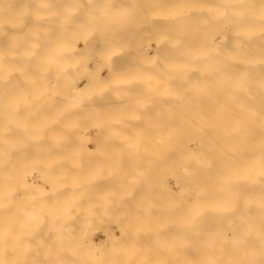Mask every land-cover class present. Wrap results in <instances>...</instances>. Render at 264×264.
Returning a JSON list of instances; mask_svg holds the SVG:
<instances>
[{
	"label": "bare ground",
	"instance_id": "1",
	"mask_svg": "<svg viewBox=\"0 0 264 264\" xmlns=\"http://www.w3.org/2000/svg\"><path fill=\"white\" fill-rule=\"evenodd\" d=\"M159 1L161 4L163 2V5L156 0H0V223L2 221L4 222V233L1 232L3 233L2 236L0 233V264H16V261L20 259L23 260L21 255H19L21 256L20 258L16 256H7L5 246L8 243L6 239V236H8L6 234L8 233L6 232L8 222L6 220L9 219V216L13 218H10V222H12L11 227H13L12 237L9 235L12 239L10 243L13 245L11 250L12 255L17 254L21 248L25 250L24 245H20L21 248L17 250V246L22 244L23 241L26 240L24 244L27 246L29 240H34L32 242L35 244L31 241H29V243L35 246V241L38 239L41 241V238H43L46 239L41 241L43 243L39 242V240L37 241L39 246L44 243L47 244L43 249H55V247H49L48 245H54L56 248H59L56 243L59 241L58 244L61 245V248L59 250H53L52 253H58L60 251L59 255H61V252L64 253L65 251L66 253H71L70 255L75 258L68 255V258L65 256V259H63V254L60 257L56 254L54 257H56V259L59 257L57 259L59 264H86L87 253L85 257L82 255L84 252L82 253L81 250H78V247H75L82 242L77 245L79 240L75 241L76 238L74 237L76 234H78V236L80 234L81 236L83 233V223L81 224L83 230L77 227L82 233L78 230L79 233L75 232L74 234L69 231L72 230L73 227L68 225L74 217L72 216L73 214L75 215L76 213L77 215L83 212L81 213L84 214L83 216L87 215L85 218H90L91 220L88 222L86 221L87 219H85L84 224L86 229H88V225L92 221L98 223V221L92 220L96 216H93L96 212L98 216L104 212L108 215L113 212H119L117 214H121L120 212H124V214L130 212L131 214L137 213V215H139L137 216L138 218L140 217L138 213L148 211L154 212L155 214V211L143 208L144 206L146 207V205H156L157 208L158 206H162L159 207L158 210H160V208H165V210H163L164 214L168 213V216H173L172 220H170L171 225L168 222L169 227L165 225V227L161 228L159 224L156 227H160L161 230L164 231L163 233L159 229L160 232L157 231L162 234L161 238L163 245L165 243V246L168 245L169 248L173 245L174 248L168 250L167 246L164 247L162 244L159 245L158 233L155 237L158 236L156 240H158L159 243L158 241L156 243H158L159 248L163 247L165 249L161 250L162 248H160V250L152 251L146 249L147 252L156 253L160 251L162 255L164 254L163 257L159 256V259H162V262H159L160 264H264V0ZM156 3L158 11H154L158 12V14H156L154 19L151 15L154 13L150 14L149 12H152L151 10L156 6ZM162 9L164 11H162ZM47 10L50 11L48 12ZM146 12L152 17L145 21ZM31 22H33L34 25H30L29 23ZM58 26L59 29H57ZM146 29L154 33L152 38H148V42L149 39H151L149 43H146L148 44L147 46L142 43L144 40L142 42L140 41L149 33L145 32ZM71 31L73 33L76 32L74 35L75 37L73 34L72 37H74V39L77 37V41L73 38L71 39V36L68 37ZM214 32L215 34H213ZM216 34H218V37L215 40L212 37ZM132 36L139 37L138 40L135 38V41L137 40V45L140 41L142 46L143 44L146 46V48L143 47V50L147 51L149 54L148 58L145 56L147 54H144L146 52L139 49L143 52L141 53L143 56L142 60L147 64V75L149 77L146 81L149 86L148 92L140 89L139 93L146 92L148 96H131L130 93L133 94V91L124 89V86V90H121L122 92L120 89L113 88L112 86L111 92L105 90L111 96H93L106 94L103 90H98L96 86L99 83L107 84V80L113 77L115 65L113 67L111 66L112 69L109 70V74L106 72V75L103 72L105 69L103 68L104 66L102 67L100 65L101 67L99 66V69H97L98 66L92 63L99 64V59L97 61V57L102 54V57L105 55L103 59H105L106 66L107 63L110 65V63H112L111 55L105 54L106 49L104 48H116L115 46H117V44L124 43L122 45L123 47H120L128 48L126 51L132 54L135 48L133 45H136L134 41L132 42L134 44L129 42L131 38H133ZM69 38L73 40L71 43L72 46L68 43ZM79 40L83 41L85 45L79 46L77 44ZM151 41L155 42V46H152ZM144 42H146V40ZM138 46L136 48H138ZM140 48L142 47L140 46ZM165 48H168V50ZM139 50L137 51L139 52ZM110 51H108V53H110ZM177 51L181 53L178 52L177 54ZM134 52L135 55L136 53L138 54L136 50ZM165 52L167 54H164ZM118 53H121V51ZM128 55L126 54V57ZM135 55L133 57H136ZM120 56L121 55H119V57ZM167 57L169 59L168 62L172 59L174 64H165ZM132 60L133 59L130 60L129 58L128 60L126 59L125 65L122 67L124 73L125 71H133V69L139 70L142 67V65L141 67L135 66ZM183 61H188L185 63L186 66L184 65L185 67L188 66V71L186 68H184L186 69L185 72L184 70L179 71V69L184 67ZM94 66L97 67L95 68ZM118 68H120V66L117 67V69ZM144 68L146 69L145 65ZM151 69H154V73L152 74ZM118 70L121 71L120 69ZM118 70L116 72H119ZM136 70H134L133 73L136 72ZM160 74H163V78L166 81L169 80V82L166 83L164 79L161 80L162 77H160ZM72 75L74 77H72ZM109 81L113 82V80ZM162 83H164L166 87ZM124 84L126 83L124 82ZM162 86L164 87L162 88ZM121 93L123 95H121ZM86 94L90 95L88 100H85L88 102L82 101V96ZM171 94L177 96H171ZM145 99L152 100L153 106L149 104L152 109L154 108V111L152 110L153 112H150V114L148 111L147 112L148 115L154 116L155 119L152 118L153 121L149 120L146 122V120H148L147 118L151 117L146 114L147 112H143L144 115H141L137 122H131L129 117L131 118L132 116V118H136L139 116L138 113L137 115L133 114V112H135L134 107L137 106L136 102L139 101L140 103V101L142 102V100ZM95 100H103L104 104V101L107 100L109 106H112L114 104L113 101H115V105H113L114 108L110 106L107 114L117 119L116 124L113 123L115 120L110 123L107 122L110 118L106 116V113L105 115L103 114V116L107 117V120L105 117V120L104 118L99 120H104L106 122L97 123L95 121V109L97 104ZM165 100H168V103H170L169 101L171 100L173 102L171 101L172 103L168 104L166 101L167 105L165 102L163 103ZM182 100H184V102L192 100L193 103H190L192 106L194 102H197L196 100H201L202 102L206 100L204 108H201L204 112L199 111L200 109L198 106H200V104L197 105L198 109L196 106L192 108L194 109L195 107V110H198L199 114L196 113L197 111H193L189 108L190 104H186L187 107H182L181 105L184 103ZM76 101L77 103L73 104ZM79 101H82L84 105L81 108L80 106L74 107ZM201 101H199V103H201ZM208 101L211 102L207 103ZM100 104L102 103H98V105ZM142 104L143 103H141V106ZM169 105H172L173 108L171 106L169 107ZM176 105L179 107L177 108ZM163 107L166 109L165 112L161 110ZM184 107L185 109H183ZM111 108H113V111ZM80 109L82 112H80ZM172 109L173 111H171ZM188 109L190 113L186 112ZM204 109L207 110L205 111ZM80 116H88L89 119H93L91 126H96L93 128L94 135L88 134L87 131H84V133L82 131L81 134L79 131L80 133H78V135L83 137L84 140H87L85 141L86 143H95L98 138H103L105 136L101 137L99 133L108 130L117 134L113 136L112 133L109 134L112 136V138L110 137L109 139L114 141V143L117 140V143L121 140V142L123 141L122 144L118 145L115 143L112 147L106 144L104 145L102 142H100V144L102 143L103 145L81 144V140H75L74 137H72V135H76L77 133L68 135L65 129V125H67L68 128V124L73 123V121L75 123L76 119ZM161 116H167L168 119L163 118L160 120ZM88 117L86 118V122ZM200 117L204 119H198ZM65 118H67V120ZM72 118L75 119L72 120ZM140 118L144 119L145 122ZM179 118H183V120ZM97 119H99V117ZM86 122L83 123L82 126H88ZM76 124H78V122ZM116 125L120 127V130L113 128ZM143 125H145V127H143ZM167 125V128H161V126L164 127ZM107 126H110L109 129H106L108 128ZM127 126L130 127L128 128ZM131 126L134 127L131 128ZM68 130L69 132L70 130L72 131L70 128ZM120 131L123 136L120 135L121 137L118 138V133ZM149 133L153 135L149 136ZM106 141H108V139H106ZM83 147H98L101 149H110L114 147L120 149L121 147V149L137 151V153L135 152V155L133 153L132 156H130L131 153L129 150L126 151L130 155L124 153L125 160L118 161L115 165L124 164V167L126 166L125 168L123 167L124 170L127 168V165H137V167H141L138 169H142V173L145 171L149 175L151 174L152 178L151 180L149 177L147 180L144 178L143 180H145V183L140 180L141 182L138 183L137 186L141 190L135 192L133 188H131L132 190L124 192L125 194L121 193V195L124 194V196H127L129 199L135 194L136 197H143L147 195V192H151L145 191L147 187L149 190L150 186H152V192L155 194L152 195L155 197L157 194V198L153 197L152 199H155L154 201L145 202L140 200L136 201L139 203H136L134 202L135 200L130 202L127 198H125L126 200L122 199L124 197L122 195V200L113 199L112 201V199H110L112 193L106 195L104 192L106 197L109 196L110 201L105 200L104 197L102 200L105 202H100V204L99 201L102 200L96 202L103 194L100 195L99 193L104 191V188L108 189L106 191H109V189H111L110 191L113 189L114 191L116 189L118 191V188L123 185L122 183L126 178L122 177L124 173L122 171L123 169H121L122 166L120 167L123 172L120 174L122 175L121 177L117 176L121 171L118 173L114 170L111 171L112 168L116 167L109 169V174H104L103 171L100 177L83 178L78 176L79 174L81 175V170L76 168H79V166L83 164H87L88 166L89 160L87 159H92L94 156L95 158L101 159L103 156L100 153L102 156L96 157L95 153L97 152H89L87 148L86 152L88 153L84 156L85 160L82 161L79 159L80 156L77 160L73 159L75 161L70 159L75 149ZM75 153H77V151H75ZM103 153H105V151ZM73 156L76 157V154L73 153ZM104 156L106 157L105 154ZM180 156L181 161L179 163V159L177 160V158ZM135 157L138 159H134ZM104 159L106 158L103 157L101 163L104 162ZM110 159L108 160L110 161ZM129 159L134 160L131 161ZM175 159L178 161L177 163H179V165L176 164ZM93 161H96V159ZM107 162L105 161L104 163ZM92 163L91 160L89 164L92 166L94 165V163ZM95 163H97V161ZM21 165L22 169L19 171L20 169H18V166L20 167ZM72 165L73 167H71ZM52 166L55 167L53 170L50 169ZM87 166L85 167L89 170ZM116 166L118 167V165ZM92 167L100 168V166L97 167V165ZM25 168L29 173L26 179L23 176ZM83 170L85 169L83 168ZM94 171L92 170L93 173ZM105 171H107L106 168ZM126 171L128 172V169ZM82 173L84 172L82 171ZM169 173L172 174L170 175ZM127 174L128 173L125 175L127 176ZM159 174L162 176L160 177ZM168 174V177L172 176L171 180L174 179L173 182L170 178L167 180L163 177V175L167 176ZM154 175H156V178L160 181L162 178L166 179V181L164 183H161L163 182L161 181V185H159L158 179L154 180ZM135 176L138 177L137 175ZM81 181L83 183L85 182V184H82ZM153 181H156L158 183L156 184L157 187L160 186L162 190L158 187L156 192V188H153L156 182L153 183ZM142 182L144 185H142ZM50 184L51 187L56 186L52 190L51 196H54V198L62 196L61 199L58 198L57 200L56 198L54 201L48 200L50 194L46 191H48L47 186H50ZM125 184L128 185L131 183L127 182ZM116 186H118V188H115ZM128 186L131 187V185ZM125 187L126 186H124V188ZM34 188L40 191L46 190L45 192H40V194L35 195L33 192ZM120 191H115L114 195L116 196V194H118L119 196ZM97 195L99 197L95 199ZM114 195H112L113 197L111 198H120L117 196L114 197ZM85 196H90L91 199H89L90 197H86L87 199H85ZM149 197L151 198V196H147L146 199H150ZM81 198L85 199V201L83 202ZM98 204L106 207H104L105 209L99 208L101 211L99 214V209H95L97 207L95 205ZM195 204H198V206L201 205L200 208H197V206V209H192ZM111 206H114L115 209H111ZM116 206H119V209L116 208ZM120 206L124 207L120 209ZM126 206H136L137 208H125ZM139 206L141 207L139 208ZM151 208L153 209L154 207ZM157 208L155 209L157 210ZM65 212L75 213L71 215V218L66 216V219L64 216ZM90 212L94 213L91 214ZM18 213H21V215H18ZM33 213L42 215L40 222L37 218H34L37 220L36 225L31 222L34 220L31 215ZM60 213L64 215H59ZM162 213H159L157 216L160 217ZM70 214L67 215L70 216ZM107 214L104 216L106 219H108ZM88 215H91L93 218L91 219V216L89 217ZM133 215L134 214L130 215V217ZM145 215L141 217L143 218ZM155 215L153 216L155 217ZM78 217H80V215H77V218ZM137 217L130 218V220H133L129 222L126 221V223L123 222V224H120L117 222L116 224H118V228L123 233H125L124 231H132V229H136L134 227L135 224H137L136 222L141 219ZM154 217L149 216L148 218L153 219ZM159 217H157V219ZM20 218H22V220H20ZM59 218L60 220H58ZM63 218L66 220L64 224L62 223L63 220L60 222ZM121 218L122 217L119 219ZM152 219L146 220H149L148 223H152L153 225L154 222H150ZM18 220H20V222L25 221L26 225L33 223L35 227L31 224L32 227L29 225V228L27 225V230L24 231L23 228H25V224L20 223L21 225L19 224L18 226H22L23 228L20 227L21 232L19 231L20 234H17L18 232L16 231H18L17 229L19 228L17 226L19 223ZM27 220H30L29 222L31 223H26ZM102 220L104 222V219ZM115 220L117 219L115 218ZM146 220H143L144 223H146ZM83 221L84 219L81 222ZM153 221H156V219ZM103 222H101L102 224L98 231H100V233L102 232L105 237L97 238L98 241H94L98 231H93V240H91L92 242L90 241L92 244L96 243L94 253L100 255V258L107 256L106 253L104 254L105 251L100 249L98 245L103 244L101 242L107 239L111 238V240H113L115 238L114 228L107 227L109 223L105 224L107 226H103ZM166 222L167 221H165V224H167ZM66 223L68 224L66 225ZM86 223H88V225H86ZM97 223L94 225L96 226ZM77 224L79 223L77 222ZM42 225H44L45 228L44 226L42 227ZM142 225L143 223L141 222L140 227H142ZM98 226L99 223L96 227ZM50 228L54 229V232L56 231L52 234L51 238L54 240L55 237H59L58 241H52L51 239V243L53 242V244H48L50 242H48L46 237L47 235L50 236L52 233ZM65 229H67L66 232ZM40 230L44 231L45 235L43 232L40 233ZM73 231L74 230H72V232ZM131 231L129 232L133 234V238H140L142 240V238L144 239L146 236V238H149V244H151L150 240L152 239L151 237H153V227L152 231H144V234L139 231L140 234L137 230L136 232L133 230L134 233ZM56 233L59 234V236H56ZM36 234H38L39 237ZM40 234H43L45 238L42 237L43 235L40 237ZM62 234H64V236L66 234V236L64 237ZM68 234L74 237L75 240L70 235V238L76 242L75 245L74 242L71 241L72 239L70 240ZM90 234L92 235V232ZM125 234H127V232ZM125 234L122 235L125 236ZM18 235L19 237H17ZM34 236H36L35 239ZM1 237L3 238L1 239ZM126 237H129V235ZM130 239L129 237V240ZM145 240L146 239L141 241V243L145 242ZM152 240L155 239L153 238ZM134 241H136V239H134ZM129 242L131 245H135L133 242V244L131 241H128V243ZM128 243L127 245L129 246ZM156 243L153 242L154 245H156ZM32 244L28 245L27 248L29 246L32 247ZM127 245H124V247L122 246V248H124L122 250L124 253L129 251L132 253L137 252L136 247L134 248L136 250H131ZM73 247L76 250H74ZM27 248L26 250L29 249ZM34 248L38 249V246L36 245ZM34 248L28 250V252L31 253H29V258L26 257L27 254L26 256L23 254L24 257L28 258L25 259L32 263L33 260L34 262L36 260V257H32ZM151 248L152 247H150V249ZM43 249L41 247V251H43V253L46 252V250ZM107 249L108 252L111 249L109 252L110 254L114 252L112 248L109 249L108 247ZM39 250L40 249H38V252ZM86 250L87 249H85V252ZM47 251L49 252V250ZM74 251H76L77 255ZM117 251L115 249L116 253ZM22 252L24 251L21 250V254ZM43 253H41V255H43ZM66 253H64V255H67ZM79 253L81 256H78ZM115 254L112 255L115 257ZM145 254L147 255V253ZM36 255L39 254L36 253ZM47 255L45 254V256ZM52 255L48 256H51L50 259L48 258L49 261L54 258ZM146 255L145 257H147ZM82 256H84V258ZM38 257L43 258V256L40 255ZM116 257L109 259V261L111 262L112 259L116 261ZM148 257L150 258L151 256ZM97 258L99 257H96V259ZM142 258L136 259L140 260L137 263L146 264L148 260L141 263ZM156 258L157 257L154 259ZM60 259L64 260L63 263ZM143 259L146 260L145 258ZM37 260L40 261L39 259ZM45 260L48 261L46 257ZM168 260H170V262ZM38 261L36 262L37 264H43ZM51 262L54 263L56 261L54 260V262ZM51 262H46V264H50ZM57 262L55 264H57ZM121 262L123 261L121 260ZM98 263L101 264L100 262ZM105 263L106 261L103 264Z\"/></svg>",
	"mask_w": 264,
	"mask_h": 264
},
{
	"label": "rangeland",
	"instance_id": "2",
	"mask_svg": "<svg viewBox=\"0 0 264 264\" xmlns=\"http://www.w3.org/2000/svg\"><path fill=\"white\" fill-rule=\"evenodd\" d=\"M103 1H104V0H103ZM156 1L160 3L159 0H156ZM162 1H163V0H162ZM160 4H161V3H160ZM161 5H163V2H162ZM131 8H132V7H131ZM129 9H130V8H129ZM152 9H153V10H151L152 12H149V13H150V14H151V13H154V14H151V15H152V16L154 17V19H155L156 14H158V12H156V11H158V10H157V9H158V8H157V3H156V6L153 7ZM67 10H68V9H67ZM154 10H156V11H154ZM47 11L49 12L50 10H47ZM162 11H164V10L162 9ZM155 12H156V13H155ZM131 14H132V13H131ZM150 14H148V13L146 12V14H145V21H146V19H149L150 17H152ZM120 16H122V15H120ZM130 16H131V15H130ZM58 18H59V16H58ZM147 21H148V20H147ZM143 23H144V22H143ZM29 24H30V25H34L33 22H31V23H29ZM147 26H148V25H147ZM57 29H59V26L57 27ZM145 32L148 33L149 31H147V29H146ZM151 32H152V33H151ZM168 32H169V31H168ZM69 33H70V32H69ZM150 33H151V34H150ZM172 33H173V32H172ZM172 33H171V34H172ZM72 34H73V36H74V35L76 34V32L73 33V32L71 31V33H70V35H68V37L71 36V39H72V38L74 39L75 36L72 37ZM213 34H215V32H214ZM141 35H142V34H141ZM148 35H149V36H148ZM153 35H154L153 31H150V32L146 35V37H144V36L142 35V36L144 37V39L141 38L142 40H140V41L142 42L143 40H144V41L146 40V42L143 41L142 43H144V44L147 46L148 44H146V43H149V42H150V39L152 38ZM168 35H169V34H168ZM77 36H78V34H77ZM142 36H140V37H142ZM155 36L157 37V34H156V33H155ZM162 36H163V35H162ZM212 36H213V35H212ZM214 36H215V37H214ZM214 36H213L212 38L216 40L217 37H218V34H216V35H214ZM78 37H79V36H78ZM132 37H133V36H132ZM149 37H151V38L149 39V42H148V38H149ZM170 37H171V36H170ZM135 38L138 40L139 37H138V36H137V37L134 36L133 38H131V41H129V42L132 43V42L134 41V43H135V42L137 41V40L135 41ZM145 38H146V39H145ZM71 39H70V38L68 39V41H69L68 43H69L70 45H71V43H72V41H73V40H71ZM74 40L77 41V37H76V39H74ZM140 41L138 42V45H139V46L137 45V42H136V45L138 46V48H136V47H137L136 45H133V46H135V48H136V49L134 48V51L136 50V52H138L137 50H139V49L142 50V51H145V50H143V47L146 48V46H145L144 44H143V46H142V43H141ZM73 43H74V42H73ZM120 43H121V42H120ZM134 43H132V44H134ZM151 43H152V46H153V45L155 46V42H154V41H153V42L151 41ZM74 44H75V43H74ZM77 44H78L79 46H80V45H81V46L85 45V43H84L83 41H81V40H79V42H78ZM123 44H124V43H123ZM123 44H117L118 48H117V46H115L116 48H112V49H111V48H104V49H106V50H105V54H109V55H111L112 63H110V65L107 63V66H106L105 59H103L105 55H103V57H102V54H100V56L97 57V61H98V59H99V61H98L99 64H95L94 62L92 63V64L98 66L97 69H99V66H100V65H101L102 67L104 66L103 68H105V69L103 70V72H104L105 74H106V72H107V74H109V70L112 69V67L115 65V66H114V69H113V73H114V74L112 73V74H113V77H111V78H109V79L107 80V84L99 83V84H97L96 87H97L98 90H103L104 92H106V91H108V90H109V92H111V91H112L111 86H112L113 88L115 87V88L120 89V91H121V90H124V89H128V90L133 91V94L130 93L131 96H136V97H138V96H140V97H147L148 94H147L146 92H143V93L140 92V93H139V90H140V89H142V90H144V91H147V92H148V89H149V88H148L149 86L147 85V82H146V81L148 80V78H149L148 75H147V73H148V72H147V70H148V69H147V64H146V62H143V60H142V59H143V56L141 55V53H143V52H141V51L139 50L138 54H140V55H138L137 53H136V55H135V52L132 51V54H131L130 52H127V51H126L128 48H121V47H120V46H122ZM71 46H72V45H71ZM140 46H141L142 48H140ZM119 47H120V48H119ZM122 47H123V46H122ZM152 48H153V47H152ZM252 48H253V47H252ZM99 49H100V48H99ZM101 49H102V48H101ZM113 49H116V50H113ZM163 49H164V48H163ZM165 49L168 50V48H165ZM107 50H108V51L111 50L110 53H108ZM112 50H113V51H112ZM114 51H115V52H114ZM119 51H121V53H118ZM207 51H208V50H207ZM122 52H123V53H122ZM145 52H146V53H144V54H147V55H148V56H147V55H145V56L149 58V54L147 53V51H145ZM163 52H164V51H163ZM178 52H180V51H177V54H178ZM209 52H210V51H209ZM125 53H126L127 55H128V53H129V55H128L127 57H128L130 60L133 59L132 61L134 62L135 66H137V67H138V66L141 67V65H142V67L140 68L141 70H140V69H139V70L133 69V71L136 70L137 73H136V72L133 73L132 70H130V71H128V72L125 71L126 74L124 73V70L122 69V67L125 65V61H126V59L128 60V58L126 57V54H125ZM133 53H134V54H133ZM180 53H181V52H180ZM103 54H104V52H103ZM114 54H115V55H114ZM116 54H117V55H116ZM123 54H124V56H123ZM164 54H167V53L165 52ZM172 54H173V53H172ZM119 55H121V56L119 57ZM134 55H135L136 57H133ZM207 55H208V54H207ZM114 56H115V57H114ZM129 56H132V57H129ZM138 56H139V57H138ZM177 56H178V55H177ZM140 57H141V58H140ZM100 58H101V59H100ZM119 58H121V59H119ZM125 58H126V59H125ZM135 58H136V59H135ZM124 59H125V60H124ZM170 60H171V61L168 62L169 59H168V57H167V60H165V62H166L165 64L173 63V62H172V59H170ZM140 61H141V62H140ZM163 61H164V60H163ZM184 61H186V60H184ZM184 61H183V62H184ZM139 62H140V65H139ZM187 62H188V61H187ZM187 62H184L183 66H184L185 63H187ZM118 63H119V64H118ZM141 63H143V64L145 65L146 69L144 68V65L141 64ZM102 64H103V65H102ZM116 64H117V65H116ZM120 64H121V65H120ZM169 64H168V65H169ZM173 64H174V63H173ZM170 65H171V64H170ZM97 66H96V67H97ZM101 66H100V67H101ZM111 66H112V67H111ZM116 66H117V67L120 66V68H118V69H120L121 71H119V70L117 69ZM185 66H186V65H185ZM185 66H184L182 69H179V71H180V70H182V71L184 70V72H185L186 69H187V71H188V70H189L188 66H187V67H185ZM94 67H95V66H94ZM96 67H95V68H96ZM110 67H111V68H110ZM115 67H116V68H115ZM168 67H170V66H168ZM142 68H144V69H142ZM184 68H186V69H184ZM115 69H116V70H115ZM177 69H178V68H177ZM114 70H115V71H114ZM117 70H118L119 72H116ZM138 71H140V72H138ZM115 72H116V73H115ZM120 72H121V73H120ZM122 72H123V73H122ZM130 72H131L132 74H131ZM118 73H119V75H118ZM128 73H130V74H128ZM152 73H154V69H153V70L151 69V74H152ZM107 74H106V75H107ZM121 74H122V75H121ZM141 74H142V77H141ZM167 74H169V73H167ZM73 75H74V74H73ZM73 75H72V77H74ZM138 75H139V77H138ZM123 76H124V77H123ZM128 76H130V77H128ZM72 77H71V80H72ZM160 77H162L161 80L164 79V78H163V74H162V75L160 74ZM165 77H167V76H165ZM134 78H135V79H134ZM140 79H142V80H140ZM169 79H170V77H169ZM69 80H70V79H69ZM109 80H113V82H112V81H109ZM137 80H138V81H137ZM164 80H165V79H164ZM134 81H136V82H134ZM140 81H141V82H140ZM143 81H144V83H143ZM165 81H166V80H165ZM108 82H109V83H108ZM124 82H125L126 84H124ZM132 82H134V83H132ZM168 82H169V80L166 81V83H168ZM113 83H114V84H113ZM119 83H120V84H119ZM137 83H138V84H137ZM136 84H137V85H136ZM162 84H164V83H162ZM104 85H105V87H104ZM114 85H115V86H114ZM118 85H119V86H118ZM166 85H167V84H166ZM120 86H121V87H120ZM123 86H124V89H123ZM132 86H133V87H132ZM164 86H165V84H164ZM164 86H162V88H163ZM168 86H169V84H168ZM165 87H166V86H165ZM108 88H109V89H108ZM110 88H111V89H110ZM121 88H122V89H121ZM105 90H106V91H105ZM135 90H136L138 93H137ZM134 91H135V92H134ZM121 92H122V91H121ZM86 93H87V92H86ZM106 94H108V95H106ZM106 94H99V95H93V96H97V97H99V96L102 95L101 97H107V96L110 95L108 92H106ZM121 95H123V94L121 93ZM124 95H125V94H124ZM137 95H138V96H137ZM173 95H175V94H171V96H173ZM110 96H111V95H110ZM113 96H114V95H113ZM167 96H170V95H167ZM175 96H177V95H175ZM183 96H185V95H183ZM187 96H188V95H187ZM84 97H85V98H84ZM88 97H90V95H88V94L82 96V101L88 100ZM83 98H84V100H83ZM140 100H141V99H140ZM82 101H79L77 105H75V106L72 105V106H74V107H78V106H80V108H81V107L84 105ZM95 101L97 102V104H96V109H95V116H96V117H95V121H96L97 123H100V122L104 123V122H106V121H104L105 118H106V120H107V117H109L110 119H109V118H108V119H109L110 121L107 120V122L110 123L111 121L113 122V121L115 120L113 123L116 124L117 119L111 117L110 114H109V116H108V114H107L108 111H109L108 109H109L110 106H111V105H110V106L108 105L109 102H108L107 100H105V101H104L105 104H104V103H103V100H98V101L95 100ZM100 101H101V102H100ZM146 101H147L148 103H147ZM166 101H167V103H168V100L163 101V103H164V102L166 103ZM171 101H172V100H171ZM171 101H169L170 103H168V104H171V103L173 102V101H172V102H171ZM196 101H197V102H196V103L194 102L193 106H196V108H197V105L200 104L201 107L198 106V108L200 109L199 111L204 112V111L201 110V108H202V109L204 108V105L206 104V103H205L206 100H204V102H202L201 100H196ZM199 101H201V103H199ZM80 102H81V103H80ZM85 102H88V101H85ZM113 102H114L113 105H115V101H113ZM119 102H120V101H119ZM182 102H184V100H182ZM182 102H181V103H182ZM210 102H211V101H208L207 103H210ZM76 103H77V101L74 102L73 104H76ZM79 103H80V104H79ZM98 103H102V104L98 105ZM120 103H121V102H120ZM141 103H143L142 106H141ZM149 103L152 105V104H153L152 100H147V99H145V100H142V102L140 101V103H139V101H137V102H136L137 106L134 107V108H135V110H134L135 112H133V114H136V115H137V113H138L139 116L136 117L135 115H133V116L136 117V118H132V116H131V118L129 117L130 121H131V122H134V121L137 122V120H139V117H140L141 115H142V116L144 115L143 112L146 113V112L148 111L149 114H150V112L152 113V112L154 111V110H153L154 108L152 109V107L150 106ZM167 103H166V104H167ZM177 103H178V102H177ZM181 103H179V104H181ZM190 103H193L192 100H191V101H186V102H184L181 106H182V107H183V106L187 107L186 104L188 105V104H190ZM55 104H56V103H55ZM57 104H58V103H57ZM65 104H66V103H65ZM136 104H135V105H136ZM146 104H147V105H146ZM168 104H167V105H168ZM66 105H67V104H66ZM97 105H98V106H97ZM113 105H112L111 107L114 108ZM138 105H139V106H138ZM202 105H203V106H202ZM107 106H108V107H107ZM152 106H153V105H152ZM170 106L172 107V105H169V107H170ZM193 106L190 104V107H189V108H191V110L194 111L196 108L194 107V109H192ZM102 107H103V108H102ZM146 107H147L148 109H147ZM165 107H166V106H165ZM165 107H163V108L161 109V110H163L162 112H165V110H166ZM176 107L178 108L179 106L176 105ZM185 107H184L183 109H185ZM106 108H107V109H106ZM113 108H111L112 111H113ZM138 108H139V109H138ZM142 108H143V109H142ZM172 108H173V107H172ZM198 108H197V109H198ZM144 109H146V110H144ZM167 109H168V108H167ZM175 109H176V108H175ZM180 109H181V108H180ZM78 110H79V109H78ZM100 110H101L102 112H101ZM137 110H138V111H137ZM152 110H153V111H152ZM169 110H170V109H169ZM186 110H187V109H186ZM191 110H190V111H191ZM204 110H205V109H204ZM206 110H207V109H206ZM206 110H205V111H206ZM208 110H209V109H208ZM211 110L214 111L213 109H211ZM72 111H73V110H72ZM106 111H107V112H106ZM171 111H173V109H172ZM179 111H180V110H179ZM181 111H182V110H181ZM195 111H197L196 113H198V110H195ZM209 111H210V110H209ZM80 112H82L81 109H80ZM98 112H99V113H98ZM148 112L146 113L147 115H148ZM182 112L185 113L184 111H182ZM186 112L190 113V112H189V109H188V111H186ZM210 112H211V111H210ZM105 113H106V116H107V117L103 116V114L105 115ZM175 113H176V111H175ZM191 113H192V111H191ZM193 113H194V112H193ZM98 114H100V115H98ZM198 114H199V113H198ZM100 116H101V118H100ZM148 116H150V115H148ZM83 117H84V118H83ZM83 117L80 116L78 119H76L75 123H74V121H73V123L68 124V125L71 126V127L68 126V128H67V125H65L66 133H67L68 135H72V133H77L76 135H72V137H74L75 140H78V139H79V141L81 140L80 143L83 144V145H84V144H86V145H92V144H94V145H95V144H96V145H97V144H98V145H103V144H104V145H105V144H106L107 146L112 147V145H114L115 143H117L118 140L114 143V141H112L111 139H109L110 137L112 138V136H113L114 134H116V133H115V132L108 131V130H104L103 133H105V134H103V133H99V135H100L101 137L105 135V136H104L105 139H104V137H103V138H98V140H97L95 143H91V142L86 143L85 141H87V140H84L83 137H80V136L78 135V133L81 132V134H82V131H83V133H84V131H87L88 134L94 135L95 133H94L93 128L96 127V126H93V127L91 126V125H92V122H93V121H92L93 119H89V117L87 116L89 120L87 119V122H86V118H87V117H86V116H83ZM98 117H99V119H97ZM104 117H105V118H104ZM145 117H146V116H145ZM150 117H151V118H149V117L147 118V117H146V118L148 119V120L145 119L146 122L149 121V120L153 121L152 118L155 119L154 116H153V117L150 116ZM166 117H167V116H166ZM166 117H165V116H164V117L161 116V119H160V120H162L163 118L168 119V117H167V118H166ZM183 117L186 118L185 116H183ZM80 118H82V119H80ZM103 118H104V120H103L104 122H103V121H99L100 119H103ZM112 118H113V120H112ZM169 118H170V117H169ZM189 118H191V117H189ZM189 118H188V119H189ZM65 119L67 120V118H65ZM73 119H75V118H72V120H73ZM79 119H80V120H79ZM83 119H84V120H83ZM129 119H128V120H129ZM140 119H141V118H140ZM179 119H180V118H179ZM191 119H192V118H191ZM198 119H202V120H203L204 118H201V117H200V118H198ZM77 120H78V121H77ZM90 120H91V121H90ZM141 120H143V122H145L144 119H141ZM180 120H183V118L180 119ZM77 122H78V124H76ZM85 122H86V124L88 123V126H85V127H84V126H82V124L85 123ZM89 123H90V126H89ZM75 124H76V125H75ZM86 124H85V125H86ZM139 124H140V123H139ZM80 125H81V127H80ZM75 126H76V127H75ZM124 126H125V125H124ZM124 126H123V128H124ZM151 126H152V125H151ZM72 127H73V128H72ZM78 127H79V128H78ZM107 127H108V128H106V129H109L110 126H107ZM117 127H118V126L116 125V126L113 127V128H116V129L120 130V127H118V128H117ZM127 127L129 128L130 126H127ZM127 127H125V128H127ZM132 127H134V126H131V128H132ZM135 127H137V126H135ZM138 127H139V126H138ZM143 127H145V125H143ZM146 127H147V125H146ZM167 127H168V125H167V126H164V127L161 126V128H167ZM169 127H171V126H169ZM69 128L72 129V131L70 130V132H69V130H68ZM83 128H84V129H83ZM86 128H88V129H86ZM111 128H112V127H111ZM121 128H122V125H121ZM148 128H149V126H148ZM152 128H153V127H152ZM79 131H80V132H79ZM106 132H107V134H106ZM111 133H112V136L109 135V134H111ZM101 134H103V135H101ZM118 134H119V135H118V138L121 137V136H123V134H121V131H120ZM19 135H20V134H19ZM108 135H109V136H108ZM116 135H117V134H116ZM120 135H121V136H120ZM150 135L152 136L153 134H152V133H149V136H150ZM155 135H156V134H155ZM100 136H99V137H100ZM76 137H77V139H76ZM107 137H108V138H107ZM114 137H116V136H114ZM114 137H113V138H114ZM100 139H101V140H100ZM103 139H104V140H103ZM106 139H108V141H106ZM110 140H111V141H110ZM115 140H116V139H115ZM82 142H85V143H82ZM98 142H99V143H98ZM100 142H102L103 144H102V143L100 144ZM106 142H108V143H106ZM120 142H121V140H120ZM120 142H118L117 144H118V145H121L123 141H122L121 143H120ZM117 144H116V145H117ZM197 147H198V146H197ZM87 148H88V151H89V152H94V153L97 152V153H95V154H96V157H101V156L103 155L102 158L104 157V158L107 159V160L104 159L103 161H104V162H105V161H106V162L108 161V162H107V163H104V162L101 163V162H102V158H101V159H100V158H95V156H94L92 159H87V160H89V163H90V161L92 160V162L94 163V165H97V167L100 166V168H99V167H98V168H96V167H92V166H94V165L91 166L89 163H88V166H87V164H86V165L83 164V165H80L79 168H76V165L74 164V166H75L76 169L81 170V175L79 174L78 176L83 177V178H84V177H100V175L103 174V173H104V174H105V173L109 174V173H110V170H109V169H111L112 167H116V168H112L111 171L114 170V171H116V173H118V172L121 171V169H123L124 164H123V165L116 164V165H118V167H119V169H118V167L115 165V163L118 162V161L125 160V155H123L124 153H125L126 155H130V154H128V153L126 152V151H128L129 149H123V148L121 149V147H120V149H119V148L116 149L115 147H114V148H110V149H109V148H102L103 150H102L101 148H98V147H97V148H91V147H90V148H89V147H86V148H85V147H83V148L75 149V150L72 152V156H70V159H72V160H73V159H76V160H77L78 157L80 156L79 159H81L82 161L85 160V157H84V156H85L86 153H88V152H86V151H87ZM84 149H85V153H84ZM89 149H90L91 151H90ZM108 149H109V151H108ZM111 149H112V150H111ZM99 150H100V151H99ZM115 150H116V151H115ZM120 150H121V151H120ZM136 150H138V149H136ZM75 151H77V153H75ZM98 151H99V152H98ZM101 151H102V152H101ZM104 151H105V153H103ZM129 151H130V153H131L130 156H132L133 153H134V155L137 153V151H135V150H131V149H130ZM135 152H136V153H135ZM73 153L76 154V157L73 156ZM83 153H84V155H83ZM100 153H101L102 155H101ZM106 153H107V154H106ZM98 154H99V155H98ZM104 154L106 155V157L104 156ZM115 154H116V155H115ZM118 154H120V155H118ZM69 155H70V154H69ZM108 155H109V157H108ZM122 155H123V157H122ZM121 157H122V158H121ZM68 158H69V157H68ZM94 158L96 159V161H97L98 164L95 163L96 161H93V160H95ZM110 158H111V159H110ZM113 158H114V159H113ZM119 158H120V159H119ZM175 158H176V157H175ZM183 158H184V157H183ZM183 158H182V159H183ZM98 159H99V161H98ZM108 159H110V161H109ZM134 159H136V157H135ZM134 159H133V160H134ZM137 159H138V158H137ZM137 159H136V160H137ZM141 159H142V158H141ZM178 159H179V163H180V161H181V160H180V159H181V156L178 157L177 160H178ZM67 160H69V159H67ZM114 160H115V161H114ZM129 160L133 161L132 159H129ZM175 160H176V159H175ZM177 160H176V164L179 165V163H177V162H178ZM73 161H75V160H73ZM93 163H92V164H93ZM185 163H187V162H185ZM103 164H105V165H103ZM101 165H102V166H101ZM125 165H126V164H125ZM81 166H82L86 171L83 170V168H82ZM85 166H87L89 170H87ZM108 166H109L110 168H109ZM121 166H122V168L120 169ZM133 166H134V167H133ZM21 167H22V165H21L20 167L18 166V169H20L19 171H21V169H22ZM71 167H73V165H72ZM103 167H104V168H103ZM125 167H126V166H125ZM125 167H124V168H125ZM130 167H132V168H130ZM177 167H178V166H177ZM54 168H55L54 166L50 167V169H52V170H53ZM91 168H93V169H91ZM105 168L107 169V171H105ZM138 168H141V167H137V165H132V166H131V165H129V166L127 165V168H126L125 170H124V169L122 170L124 173L121 171L119 174H117L118 177H119V176L121 177L122 175H120V174L123 173V176H122V177L126 178V180L124 179V182L122 183L123 185L121 186V184H120V186H121L120 188H118V186L115 187V188H118V191H120V189H121V191H120V195H121V193L128 192V191L132 190L131 188H133V190H134L135 192L141 190V189L138 188L137 185H138V183H140L141 181H144V183H145V180H143L144 178L147 180L148 177H149L150 180H151V178H152V175H151V174L149 175V174H148L147 172H145V171L143 172V173H145V174H143V173H142V169L139 170ZM96 169H97V170H96ZM127 169H128V172L126 171ZM92 170H93V171L95 170L94 173L92 172ZM117 170H118V171H117ZM10 171H11V168H10ZM25 171H26V172H25ZM82 171H83L84 173H82ZM87 171H88V172H87ZM103 171H104V172H103ZM108 171H109V172H108ZM149 171H150V170H149ZM102 172H103V173H102ZM134 172H135V173H134ZM150 172H153V171H150ZM150 172H149V173H150ZM116 173H115V174H116ZM126 173H128L127 176L125 175ZM129 173H133L134 175H133V174H129ZM146 173H147V174H146ZM153 173H154V172H153ZM153 173H152V174H153ZM163 173H164V172H163ZM163 173H162V174H163ZM24 174H25V175H24ZM93 174H94V175H93ZM115 174H114V176H115ZM169 174H170V173H169ZM169 174H168L167 176H164V175H163V177L166 178L167 180H168V178H170V180H171L172 176H171V177H168ZM171 174H172V173H171ZM171 174H170V175H171ZM28 175H29V173L27 172V170H26V168H25V170L23 171V176H24V178L26 179ZM130 175L132 176V180H131V176H130ZM135 175H137L138 177H136ZM156 175H157V174H156ZM156 175H154V176H155V179H154V180L158 179V178H156V177H157ZM159 175H160V174H159ZM128 176H129V177H128ZM161 176H162V175H160V177H161ZM140 178H141V179H140ZM160 179H161V178H160ZM166 179H163V178H162L161 181H163V182H161L159 179H158L157 181H159L158 183H159V185H161L160 182H161V183H164V182L166 181ZM127 180H128V181H127ZM129 180H130L131 182H130ZM134 180H135V182H134ZM140 180H141V181H140ZM173 180H174V179H172L171 181L173 182ZM83 181H84V180H83ZM121 181H123V180H121ZM132 181H133L134 183H133ZM81 182H82V181H81ZM127 182L131 183V184H128V185H131V187L128 186L127 184H125V183H127ZM154 182H156V181H153V183H154ZM172 182H171V183H172ZM158 183L156 182V183L154 184L156 187L153 185V186H154L153 188H156V190H155L156 192H157L158 187H160V186L157 187L156 184H158ZM82 184H85V182H84V183L82 182ZM142 185H144L143 182H142ZM146 185H147V183H146ZM124 186H126V187L124 188ZM55 187H56V186L51 187V184H50V186H49V185L47 186L48 191H46V192H47L48 194H50L49 197H48V198H49L48 200H53V201L56 200L57 197L54 198V196H51V192H52V190H53ZM129 187H130V189H129ZM151 188H152V186H150V188H149V190H148V187H147V190H145V191H146V192H147V191H149V192L151 191V192H152V189H151ZM112 189H113V188H112ZM159 189L162 190L161 187H160ZM45 190H46V189H45ZM45 190L40 191V190H35V188H34V191H33V192L35 193V195H36V194L38 195V194H40V192H45ZM103 190H104V191H102L101 193H99L100 195H101L102 193H103L102 195H104L105 193H106V195H110L111 193H112V195H114V194H115V191L118 192L117 189H116L115 191H114V189H113L112 191H110L111 189H109V191H106V190H108V189H105V188H104ZM143 190H144V189H143ZM113 191H114V192H113ZM153 191H154V190H153ZM104 192H105V193H104ZM109 192H110V193H109ZM151 192H150V193L147 192V195H145V196H143V197H139V196L136 197V194H135V195L132 196L133 199L130 197L132 200L129 199V198H127V196H124L125 193L122 194L124 197H123L122 195H121V196H120V195L118 196V194H116V196H117V197H120V198H111V197H113V196L111 195V196H110V199H112V201H113V199L122 200V199L127 198V200L130 201V202H133L134 200H135L134 202H136V201H140V200L145 201V202H147V201H152V200L154 201L155 199H152V198L154 197L153 195H155V194H153V192H152V193H151ZM107 193H108V194H107ZM99 194H98V195H99ZM137 194H138V193H137ZM152 194H153V195H152ZM98 195L95 196V199H96V197H97V198L99 197ZM102 195H101V196H102ZM106 195H104V196H102V197L100 196V199L98 198V199L96 200V202H98L99 200H102V198H104V197H105V200L110 201V200H109V196L106 197ZM50 196H51V197H50ZM116 196L114 195V197H116ZM147 196H151V198L149 197L150 199H146ZM61 197H62V196H61ZM61 197H58V198L61 199ZM86 197H90V196H85V199H87ZM122 197H123V198H122ZM135 197H136V198H135ZM155 197L157 198V194H156ZM155 197H154V198H155ZM224 197H226V196H224ZM52 198H53V199H52ZM58 198H57V200H58ZM82 198H83V197H82ZM82 198H81V199H82ZM121 198H122V199H121ZM85 199H82V201L84 202ZM89 199H91V197H90ZM118 200H117V201H118ZM125 200H126V199H125ZM88 201H89V200H88ZM103 201H104V200L99 201V204H100V202L102 203ZM104 202H105V201H104ZM136 203H139V202H136ZM99 204H98V205H99ZM98 205H95V206H97V207H96V208L93 207V208H95V209H97V208H98V209H99V208L102 209V208L105 207V206L103 207V205H99V206H98ZM199 205H200V204H199ZM101 206H102V207H101ZM155 206H156V205H149V206L146 205L147 208L144 206L143 208H145V209L155 211V214H156V215L154 214V212H148V211H147L148 213H147V212H144V213H138V214H140V217H139V218H141V219H139V218L137 217V216H139V215H137V213H132V214H134V215L131 216V217H130V215H132V214H131L130 212H127V213H126V211H125V213L127 214V216H126V214H124V212H120V213L122 214V216H121V214H117V213H119V212L109 213V215H108L107 213L104 212V213H103L104 215H103V214L101 213L100 209H99L98 214L101 213V214H102L101 217H100L101 214L98 216V215H97V212H96V214H93V216L96 215V216L94 217V219H92L93 217L90 215L92 220H94V221H98L99 226L96 227V226L98 225V223L96 222L97 225L95 226L94 224H96V223H94V222L92 221L91 223H89V225H88V223H86V225L89 226V228L87 227L88 229H86V226H85V224H84L85 219H87V218H85V216H87V215L83 216L84 214H81V213H83V212H80V214H77L78 216L80 215V217H78V218H77V215H76L75 212H73V213H75L76 217H75V215H74L73 213H71V212H70L71 214L68 213V212H65V215H64L63 213H60L59 215H64L65 217L67 216L68 218H71L72 216H74V217L72 218V221H73V222L71 221V223H70V221H69L70 224L66 223V225L68 224V225L73 226V227H72V230H74L73 232H72V230H69V229H68L69 231H71L70 233H73V234H74L75 232H76V233H79V232L82 233L81 230H79L78 228L80 227V229H82L81 224L83 223V224H82V225H83V228H84V230L82 229V230H83V233L81 234V236H80V234H79V236L82 238V240H81V238L78 236V234L74 235V237L76 238V240L74 239V237H72L71 234H70V235H71V237H72L75 241L79 240V241L77 242V245L80 244V242H82L80 245L75 246V247H78V250H81L82 253L84 252V254H82V255L85 256V254L87 253V254H86L87 257L85 256V257H86V262H87L86 264H88V263H89V264H90V263H93V264H94V262H95V264H99L98 262H100L101 264H103L105 261H106L105 264H112V263H113V264H139V263H137V262H139L140 260H136V259H140V258H142V257L145 258L146 260H144V259L142 258V259H141V260H142L141 263H144L143 261H147V260H148V262H146V264H160V263L162 262V259H159V256L163 257L164 254L162 255V254L160 253V251H157V252L155 253V252H147V250H151V251H152V250H158V249L160 250V248H162L161 250L165 249V248H163V247H160V248H159V245H161V244L163 245L162 238H161V237H162V234H160L159 232H160V231H162V233L164 232L163 230H161V228H162V227H165V225H166L167 227H169V224L171 223L170 220H172V217H173V216H168V213H165V214H164L163 210H165V208H164V209H161V208H160V210H158V208H159V207H162V206H158V208H157V206H156V207H155ZM197 206H198V204H195V205L192 207V209L200 208L201 205L198 206V207H197ZM111 207H112L111 209H115L114 206H111ZM122 207H124V206H120V209H122ZM129 207H133L132 209L137 208L136 206H135V207H134V206H129ZM129 207L126 206L125 208H129ZM140 207H141V206H139V208H140ZM149 207H150V209H149ZM151 207H154V208L152 209ZM194 207H195V208H194ZM196 207H197V208H196ZM9 208H11V207H9ZM69 208H70V207H69ZM74 208H75V206H74ZM74 208H73V209H74ZM105 208H106V207H105ZM105 208H104V209H105ZM107 208H108V207H107ZM109 208H110V206H109ZM109 208H108V209H109ZM116 208L119 209V206H116ZM155 208H157V210H156ZM171 208H172V207H171ZM130 209H131V208H130ZM162 212H163V213H162ZM66 213H67V214H70V216H68ZM90 213H91V212H90ZM92 213H94V212H92ZM92 213H91V214H92ZM151 213H152L153 215H155V217H154ZM157 213H158V214H157ZM159 213H162V214H161L162 216H161V215H160V217L157 216V215H159ZM213 213H214V212H213ZM33 214H34V215H33ZM33 214H31V215H32V218H33V219H34V218H35V219L37 218V220L40 222V220L42 219V215H41V214H38V215H39V216H38L37 213H36V214L33 213ZM72 214H73V215H72ZM86 214H87V213H86ZM106 214H107L108 219L110 218V219H109V222H108V219H106V217H104V216H106ZM145 214H146V215H145ZM175 214H176V213H175ZM18 215H21V213H18ZM31 215H30V216H31ZM71 215H72V216H71ZM81 215H82L83 217H82ZM116 215H117V216H116ZM142 215H143V216L145 215V217L142 218V217H141ZM40 216H41V217H40ZM88 216H89V215H88ZM90 216H89V217H90ZM109 216H110V217H109ZM149 216L154 217L153 219L151 218L152 221H150V222H154L153 225H152V223H151V224L148 223L149 220H151L150 218H148ZM166 216H168V217H166ZM175 216H176V215H175ZM23 217H24V216H23ZM67 217H66V219H67ZM99 217H100V218H99ZM102 217H103V218H102ZM111 217H114V218H111ZM117 217H119V218L122 217L123 219H122V218L119 219V218H117ZM133 217H135V218L137 217L140 221H138V222H139V224H138V222H136V221H137V220H136L135 222H136L137 224H135V226H134L136 229H132V231H131V230H129V231H131V232L134 233L133 230H135V232H136V230H137L138 232L141 231V233L144 234L145 232L152 231V227H153V231H152V232H153V234H152L153 237H151V238H152V239L154 238V239L156 240V239L158 238V236H159V238H158L159 241H160V244H159V245H158V243H159L158 240L155 241V240H152L151 238H150V239H151L152 241L150 240L151 244H149V238H146V236H145V237L143 236L144 239H146L145 242H142V243H141V241L144 240L143 238H142V240H141L140 238H138V239L135 238V237L133 238V237H132V235H133L132 233H130L129 231H124L125 233L127 232V234H125V233H123V232L118 228V224H116L117 222L120 223V224H123V222L126 223V221H127V222L132 221L133 219L130 220V218H133ZM157 217H159L160 220H159V218L157 219ZM164 217H165V218H164ZM10 218L13 219L11 216H9V219H8V217H7L8 220H6V221L8 222V225L6 226V232H8V233H6V234L8 235V236H6V239L8 240V243L6 244L5 247H6V250H7V256H9V257H11V256H16V257H18V258H20L21 256L23 257V260H21V259L19 260V259H18L19 261H16V264H31V263H32L31 261L26 260V259L29 258L28 256L31 254L30 252H28V250H29L30 248H34V247H36V245L38 246V249H40V250H39V252H38V249H37V248H34V249H33L34 252H33V254H32V255H33L32 257H34V258L36 257V260H35V262H34V260H33V263H32V264H37V263H36V262L38 261L37 259L40 260V261H38V262H40V263L42 262L43 264H46V262H51V261L54 262V260L57 262V261H58L57 259H58L62 254H63V259H65V256H66L67 258H68L69 256L72 257V255H70L71 253H66L65 251H64V253H66L67 255H64L63 252H61V255H59V254H60V251H59L58 253H56V252H55V253H52L53 250H55V249H56V250H59V249L61 248V247H60L61 245L58 244V242H59V241H58V238H59V237H55V239H54V240L58 241V242H56V243H57V245L59 246V248H56V246H54V245H53V246L48 245L49 247H53V248L55 247V249H50V248H48V249H43L44 246L47 245L46 243H44V244L41 245V246H39V245L37 244V243H38V242H37L38 240H39V242H41V241L46 240V239L41 238V239H42L41 241H40V239H38L37 241H35V242H36V245L33 246V244H35V243L32 242V241H34V240L31 241V240H29L28 238H26L27 240H29V241H31V242L33 243V244H32V243H29V241H28V245L32 244V247L29 246V247H28L29 249H28V248H27L28 245L25 246V244H24V243H26V240H25V241H23L22 244H19V245H18L19 247L17 246V250H18L19 248H21L20 245H24V247H25L24 249H25V250H23V248H21V249H19V251L17 252V254H13V255H12V251H11V250H12L13 245H12V243H10L11 240H12V239L10 238V236L12 237L13 227H11L12 222H10ZM60 218H61V217H60ZM60 218H59L58 220H60ZM74 218H75V219H78V220H75ZM79 218H81V219H79ZM115 218H116L117 220H115ZM124 218H125V219H124ZM166 218H167V219H166ZM35 219L32 220L31 222H33V223L36 225V224H37V220H35ZM83 219H84V221L81 222ZM102 219H104V222H103ZM111 219H112V221H111ZM142 219H143L144 221H145L146 219H149L148 221L146 220V223H148V224L144 223V221H143ZM154 219H156V221H153ZM20 220H22V218H20ZM20 220H18L19 223L17 224V226H18L20 223L25 224V221H21V222H20ZM62 220H63V222H62ZM70 220H71V219H70ZM106 220H107V221H106ZM161 220H162V222H161ZM11 221H12V220H11ZM29 221H30V220H27L26 223L29 222ZM34 221H35V222H34ZM64 221L66 222V220H64V218H63V219H61L60 222H62V223L64 224ZM86 221L90 222L91 220H90V218H89V219H87ZM100 221L103 222V226H107V225H105V224H108V223H109L107 227L114 228L113 230H114V237H115L114 239L112 238L113 240H111V238H110V239H107L106 241L101 242V243H103V244H99V245H98V247H99L100 249H103V251H105L104 254L106 253V256H107V257L104 256V258H100V255H97L96 253H94V250L96 249V247H95L96 243H94V244L91 243V242H92L91 240H93V234H94V232H95V231L97 232V231L100 229L99 227H100L101 224H102ZM110 221H111V222H110ZM165 221H167V222H166L167 224H168V222H169V224H168V225L165 224ZM23 222H24V223H23ZM31 222H29V223H31ZM43 222H44V221H43ZM67 222H68V220H67ZM74 222H76V223H74ZM77 222H78L79 224H77ZM106 222H107V223H106ZM135 222H132V223H135ZM141 222L143 223V225H142L143 228L140 227V226H141ZM158 222H159V223H158ZM163 222H164V223H163ZM10 223H11V224H10ZM33 223H31V224L33 225ZM130 223H131V222H130ZM31 224H29V225H31ZM74 224H77V225H80V226H77V225H74ZM149 224H150V225H149ZM155 224H156V225H155ZM158 224H159V226H160L161 228H160V227H159V228L156 227ZM161 224H162V225H161ZM163 224H164V225H163ZM3 225H4V222L2 221V222L0 223V226H1V227H0V233H1V232L4 233V226H3ZM9 225H10V226H9ZM20 225H21V224H20ZM27 225H28V224H27ZM27 225H26V224L24 225L25 228H23L22 226H20V227H22V228L24 229V231H25V230H27L26 228L29 226V225H28V226H27ZM32 225H31V227H32ZM132 225H133V224H132ZM137 225H138V226H137ZM151 225H152V226H151ZM154 225H155V226H154ZM170 225H171V224H170ZM17 226H16V229H17ZM33 226H34V225H33ZM43 226H44V225H42V227H43ZM74 226H75V227H74ZM84 226H85V227H84ZM94 226H95V227H94ZM149 226H150L151 228H150ZM2 227H3V228H2ZM8 227H9L10 229H9ZM18 227H19V226H18ZM20 227L17 229L18 231H16V232H18L17 234H20V232H21ZM34 227H35V226H34ZM77 227H78V228H77ZM154 227H155V228H154ZM7 228H8L10 231H9ZM29 228H30V226H29ZM29 228H28V230H29ZM44 228H45V226H44ZM75 228H76V229H75ZM140 228H141V229H140ZM23 229H22V230H23ZM50 229H51V228H50ZM85 229H86V230H85ZM92 229H93V230H92ZM118 229H119V230H118ZM149 229H150V230H149ZM154 229H155V230L157 229L156 232H155ZM158 229H159L160 231H159ZM75 230H76V231H75ZM77 230H78L79 232H78ZM19 231H20V232H19ZM49 231H50V230H49ZM66 231H67V229H65V232H66ZM93 231H94V232H93ZM144 231H145V232H144ZM157 231H159V232H157ZM42 232L44 233V231L40 230V233H42ZM51 232H52L51 234L49 233L50 236H49V235L46 236L48 242H50V243H48V244H53V242L51 243V239H52L51 237H52V234L55 233L56 231L54 232V229H51ZM58 232H59V231H58ZM58 232H57V233H58ZM87 232H88V233H87ZM91 232H92V235L90 234ZM3 233H1V236L3 235ZM26 233H27V232H26ZM57 233H56V236H57V235L59 236V234H57ZM60 233H61V232H60ZM68 233H69V232H68ZM139 233H140V232H139ZM141 233H140V234H141ZM158 233H159V235H158L157 237H155V235H157ZM83 234H84V235H83ZM122 234H125V236L122 235ZM130 234H131V235H130ZM9 235H10V236H9ZM36 235L38 236V234H36ZM42 235H43V234H42ZM42 235L40 234V237H41ZM44 235H45V233H44ZM44 235H43L42 237L45 238ZM68 235H69V234H68ZM68 235H67V236H68ZM70 235H69V238H70ZM116 235H117V236H116ZM128 235H129V237L131 238L130 240H129V237H126V236H128ZM60 236H61V235H60ZM62 236H64V234H62ZM65 236H66V234H65ZM65 236H64V237H65ZM91 236H92V237H91ZM17 237H19V235H18ZM35 237H36V236H34V239H35ZM38 237H39V236H38ZM83 237H84V238H83ZM85 237H86V239H85ZM104 237H105V235H104L102 232L100 233V231H98V232H97V235L95 236L94 241H98L99 238H104ZM2 238H3V237H1V239H2ZM8 238H9V239H8ZM48 238H49L50 240H49ZM56 238H57V239H56ZM69 238H68V239H69ZM72 238H70V240H71ZM97 238H98V239H97ZM36 239H37V238H36ZM61 239H62V238H61ZM73 239H72L71 241L74 242ZM89 239H90V240H89ZM132 239H133V241H132ZM134 239H136V241H134ZM139 239H140V241H139ZM147 239H148V240H147ZM160 239H161V240H160ZM170 239H172V238H170ZM54 240L52 239V241H54ZM59 240H60V239H59ZM109 240H110V243H111V244L109 243ZM116 240H117V241H116ZM168 240H169V239H168ZM168 240H167V241H168ZM172 240H173V239H172ZM172 240H171V241H172ZM60 241H61V240H60ZM84 241H85V242H84ZM90 241H91V242H90ZM113 241H115L116 243L113 242ZM120 241H121V242H120ZM123 241H124V242H123ZM128 241H131V243L133 242L136 246H135V245H131L130 242L128 243ZM137 241H139V242H137ZM147 241H148V242H147ZM157 241H158V243H156ZM44 242H45V241H44ZM153 242L156 243V245H154ZM41 243H43V242H41ZM41 243H40V244H41ZM83 243H86V244H83ZM113 243L115 244V246H114ZM127 243L129 244V246L127 245ZM133 243H132V244H133ZM75 244H76V242H74V245H75ZM112 244H113V245H112ZM121 244H122V245H121ZM137 244H139V245H137ZM140 244H141V245H140ZM147 244H148V245H147ZM167 244H169V243H167ZM170 244H172V243H170ZM55 245H56V244H55ZM93 245H94V246H93ZM124 245H127L128 248L131 249V250H136V249H137V252H136V253H134V252L132 253V252L129 251L130 253H129V252H125V253H124V251H122V250L124 249V248H122V246L124 247ZM157 245H158V246H157ZM79 246H80V249H79ZM110 246H111V247H110ZM113 246H114V247H113ZM118 246H119V247H118ZM132 246H133V248H132ZM147 246H148V248H147ZM163 246H164V247L167 246V247H168V248H167L168 250L171 249V248H174L173 245H172V247H170V248H169L168 245L165 246V243H164ZM170 246H171V245H170ZM177 246H178V245H177ZM39 247H40V248H39ZM41 247H42L43 250H46L47 253H46V252L43 253V251H41ZM82 247H83V248H82ZM108 247H109V249L112 248V249L114 250V252L112 251V252H113V253H112L113 255L116 253V252H115V249H116V251H117V249H118V251H117V253H116L115 255H116L117 257H119V258H117V257L115 256V257H116V261H115V259H112L111 262L109 261V259H111V258H115V257H114L112 254L109 253L111 249H110L109 252H108V249H107ZM117 247H118V248H117ZM135 247H136V249H134ZM142 247H143V248H142ZM150 247H152V248L150 249ZM26 248H27L28 250H26ZM45 248H46V247H45ZM114 248H115V249H114ZM121 248H122V249H121ZM139 248H140V249H139ZM144 248H145V249H144ZM35 249H36V250H35ZM73 249L76 250L74 247H73ZM85 249H87L88 251L86 250V252H85ZM138 249H139V251H138ZM146 249H147V250H146ZM21 250L24 251V252H22V254H21ZM47 250H49V252H48ZM50 250H51V251H50ZM120 250H121V251H120ZM36 251H37V252H36ZM40 251H41V253H43V255H41ZM81 251H80V252H81ZM142 251L144 252V254H143ZM27 252H28V253H27ZM50 252H51L53 255H52ZM74 252L76 253V251H74ZM92 252H93V254H92ZM118 252H121V253H118ZM140 252H141V253H140ZM29 253H30V254H29ZM36 253L39 254L40 256H43V258L38 257L39 255H36ZM49 253H50V254H49ZM145 253H147V255H146ZM150 253H151V255H150ZM154 253H155V254H154ZM9 254H11V255H9ZM23 254H24V256H26V254H27L26 257H28V258L24 257ZM45 254H46V255H47V254L52 255V257L56 256V254H57V256H59V257H58L57 259H56V257H54V258H53L54 260L51 259V261H49L48 258L50 259L51 256L48 257L49 255L45 256ZM54 254H55V255H54ZM139 254H140V255H139ZM142 254H143V255H142ZM157 254H158V256H157ZM160 254H161V255H160ZM167 254H168V253H167ZM19 255H21V256H19ZM68 255H69V256H68ZM74 255H75V254H74ZM76 255H77V253H76ZM76 255H75V257H76ZM79 255L81 256L80 253L78 254V256H79ZM88 255H89V257H88ZM145 255H146L147 257H145ZM153 255H156V256H153ZM168 255H169V254H168ZM1 256H2V255H1ZM84 256H82V257L84 258ZM94 256H95V257H94ZM109 256H110V257H109ZM112 256H113V257H112ZM121 256H122V257H121ZM134 256H136V257H134ZM148 256H151L152 258H151V257L149 258ZM170 256H171V255H170ZM45 257H46V259H47L48 261L45 260ZM93 257H94V259H93ZM96 257H99V258H100V261H99V258L96 259ZM137 257H138V258H137ZM155 257H157V258L154 259ZM25 258H26V259H25ZM72 258H74V256H73ZM88 258H90V259H88ZM105 258H106V260H105ZM123 258H124V260H123ZM24 259H25V260H24ZM41 259H42V261H41ZM43 259H44V261H43ZM74 259H75V258H74ZM101 259H103V260H101ZM60 260H61V259H60ZM104 260H105V261H104ZM117 260H118V261H117ZM121 260H122L123 262H121ZM154 260H156V261H154ZM63 261H64V260H61L62 263H63ZM66 261H67V260H66ZM73 261H74V260H73ZM91 261H92V262H91ZM107 261H108V263H107ZM119 261H120V262H119ZM134 261H135V263H134ZM168 261L170 262V260H168ZM21 262H22V263H21ZM24 262H25V263H24ZM28 262H29V263H28ZM30 262H31V263H30ZM44 262H45V263H44ZM56 262H54V263L51 262V263H52V264H55ZM61 262H60V263H61ZM71 262H72V261H71ZM96 262H97V263H96ZM151 262H152V263H151ZM159 262H160V263H159ZM171 262H172V261H171ZM51 263H50V264H51ZM8 264H9V263H8ZM57 264H59V263L57 262ZM63 264H64V263H63Z\"/></svg>",
	"mask_w": 264,
	"mask_h": 264
}]
</instances>
